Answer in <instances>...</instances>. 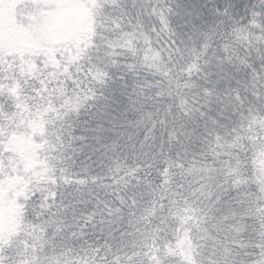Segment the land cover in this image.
Returning <instances> with one entry per match:
<instances>
[{
    "label": "clouds",
    "instance_id": "clouds-1",
    "mask_svg": "<svg viewBox=\"0 0 264 264\" xmlns=\"http://www.w3.org/2000/svg\"><path fill=\"white\" fill-rule=\"evenodd\" d=\"M210 2L184 32L177 0H86L80 38L0 55V264H264V104L195 127L158 106L225 64L264 90V0Z\"/></svg>",
    "mask_w": 264,
    "mask_h": 264
},
{
    "label": "trees",
    "instance_id": "trees-1",
    "mask_svg": "<svg viewBox=\"0 0 264 264\" xmlns=\"http://www.w3.org/2000/svg\"><path fill=\"white\" fill-rule=\"evenodd\" d=\"M2 1L0 0V6ZM177 2L180 5L178 21L180 23L187 21L189 25L188 28L182 29L184 32H189L194 27L201 26L204 21L211 22L214 16L213 3L210 0H177ZM215 2L223 9L229 6L233 0H215ZM245 2L246 0H239L237 4V7L241 9L240 15H244ZM247 2L250 4L252 0H247ZM29 8L32 10L31 7ZM26 9L23 14H25ZM28 12H26V15H29ZM7 19L9 24H6L13 27L15 24L11 22L13 19L9 17ZM89 30L90 17L86 25V31ZM24 34L22 31H17L15 35H9L0 31V55L25 57L45 50L30 48L34 51L27 54L26 51L29 48L21 46V49L15 52V49H12L10 45L18 44L16 40H24L22 38ZM185 71L187 72V70ZM250 71V69L237 71L235 67L225 64L220 67H213L210 71H201L196 75L175 79L169 88L171 94L168 97L158 98V106L162 110L167 108L173 116L179 113L187 121L188 127H195L197 123L203 124L209 116L216 117L220 121H226L228 118L235 120L241 115L247 116L253 105L259 108L261 104H264V95H262L264 90H256L259 89V84L256 85L254 90H246L244 87L245 84L251 86L249 83L251 77L248 74ZM20 88L21 84L17 83L9 92L13 96H18ZM234 89H238V91H234ZM0 102H2V98H0ZM193 114L194 120L189 119ZM13 144L14 150L19 151L26 159L29 157L30 145L23 137H14ZM5 192L6 190H0V216H2L0 222L3 226L12 227L16 218V211L12 206L5 207L3 199ZM101 242H103V239H101Z\"/></svg>",
    "mask_w": 264,
    "mask_h": 264
},
{
    "label": "rangeland",
    "instance_id": "rangeland-1",
    "mask_svg": "<svg viewBox=\"0 0 264 264\" xmlns=\"http://www.w3.org/2000/svg\"><path fill=\"white\" fill-rule=\"evenodd\" d=\"M19 5H33V7L27 13L29 15H25L22 13L26 8L21 10ZM10 8L14 12L10 13ZM7 17L13 18L11 20L15 23L13 27L8 25ZM89 17L86 0H25L24 2L20 0L17 1V7L3 0L0 6V31L9 35H15L17 31L25 33L22 36L24 40H16L18 44L10 46L15 52L20 50L21 46L29 48L26 51L28 54L34 51L31 49H45L46 45L56 44L63 39L80 38L86 31ZM0 226H3L1 222Z\"/></svg>",
    "mask_w": 264,
    "mask_h": 264
}]
</instances>
